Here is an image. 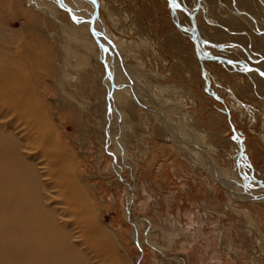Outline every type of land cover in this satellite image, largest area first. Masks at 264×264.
Here are the masks:
<instances>
[{
    "label": "rangeland",
    "instance_id": "obj_1",
    "mask_svg": "<svg viewBox=\"0 0 264 264\" xmlns=\"http://www.w3.org/2000/svg\"><path fill=\"white\" fill-rule=\"evenodd\" d=\"M33 1L56 39L50 68L28 63L30 86L119 254L134 264H264V0L255 10L241 0ZM10 13L19 29L23 15ZM76 30L86 46L71 42ZM65 72L74 100L58 82ZM118 90L134 109H122ZM28 133L39 142L40 131Z\"/></svg>",
    "mask_w": 264,
    "mask_h": 264
},
{
    "label": "bare ground",
    "instance_id": "obj_2",
    "mask_svg": "<svg viewBox=\"0 0 264 264\" xmlns=\"http://www.w3.org/2000/svg\"><path fill=\"white\" fill-rule=\"evenodd\" d=\"M241 2L253 10L258 9V0ZM32 5L38 6L33 0H0V264H134L130 257L119 254L121 242L115 238V233L97 222L96 206L83 189L79 175H75L69 157L56 150L58 144L52 138L53 132H48V118L30 86L28 63L32 68L48 64L52 50L50 40L56 36L48 34L52 27H48L47 18L39 15ZM13 9L24 17L19 29L8 24ZM87 24L92 28V25L98 27L99 22L91 18ZM74 34L71 42L82 43L83 47L91 40L83 30H76ZM104 51L113 68H117V57L113 63L111 51ZM20 58L28 62H20ZM48 65L50 68V63ZM65 73L64 80L58 82L62 94L74 100L66 92L68 74ZM88 73L85 79L89 80ZM72 75L70 79L74 82L76 73ZM259 82L256 86L262 88ZM115 97L123 110L135 108L136 102L125 92L118 90ZM135 118L138 126L144 124L137 115ZM18 122L22 123L17 127ZM21 126L23 130L17 133L16 129ZM32 128L41 132V138L39 142L34 138L27 143L28 131ZM24 131V136L20 135ZM36 144L39 151L34 152ZM74 214L73 223L70 217ZM85 243H89L93 255L83 249ZM95 258L100 260L95 262Z\"/></svg>",
    "mask_w": 264,
    "mask_h": 264
},
{
    "label": "snow or ice",
    "instance_id": "obj_3",
    "mask_svg": "<svg viewBox=\"0 0 264 264\" xmlns=\"http://www.w3.org/2000/svg\"><path fill=\"white\" fill-rule=\"evenodd\" d=\"M176 7H178V5H175Z\"/></svg>",
    "mask_w": 264,
    "mask_h": 264
}]
</instances>
